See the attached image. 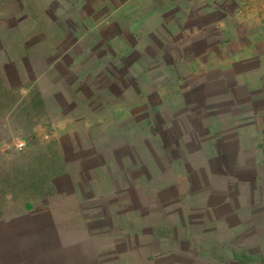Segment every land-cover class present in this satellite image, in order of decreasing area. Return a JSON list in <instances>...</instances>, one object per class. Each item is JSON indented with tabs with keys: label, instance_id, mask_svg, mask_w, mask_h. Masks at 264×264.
Instances as JSON below:
<instances>
[{
	"label": "rangeland",
	"instance_id": "1",
	"mask_svg": "<svg viewBox=\"0 0 264 264\" xmlns=\"http://www.w3.org/2000/svg\"><path fill=\"white\" fill-rule=\"evenodd\" d=\"M258 80L264 0H0V264H264V130L219 108ZM201 110L180 129L208 164L170 170Z\"/></svg>",
	"mask_w": 264,
	"mask_h": 264
},
{
	"label": "trees",
	"instance_id": "2",
	"mask_svg": "<svg viewBox=\"0 0 264 264\" xmlns=\"http://www.w3.org/2000/svg\"><path fill=\"white\" fill-rule=\"evenodd\" d=\"M158 55V54H157ZM264 83V80H258L256 82V87L262 86ZM244 90L242 87L239 85L235 87V89L232 91V93H222L221 95L223 98H221V101H219V108H226L227 111L232 109V116L234 117L233 113L235 111L239 112H244L247 113V115H250L251 117H256L257 118V124H258V129L259 130H264L263 126L260 122V110L255 111L254 109H251L252 107L255 106V104H261L264 102V93L259 94L252 102L249 101V99H244ZM260 112V113H259ZM205 113L204 111L201 110V112H197L196 115H189L185 117L184 119H181L177 122L173 123V128L174 132L168 134L172 138V148L171 151L168 152V158L172 160V164L168 163V165H172V168L168 167L170 170H173V165L174 169H179V167H186V165H190L192 167V171L195 172V170H198L202 168L203 166L207 165L208 162L206 159H200L198 157L191 156L192 151L190 150V145L194 144V137L186 136L187 133L184 131V129H180V127L186 126V124H190L194 129H198L199 131H202V126L199 124L206 119L205 118ZM218 113V112H217ZM221 113V110L219 111ZM230 117L229 119H231ZM204 127V126H203ZM180 129V130H176ZM147 137H149V134L147 132H143L141 135L138 137H134L131 139H125V142H128L130 151L129 154H132L136 161L135 165L138 167H141L143 171H141L142 177H149V173L144 172L147 168H151V166H155L157 173L153 175L155 178L158 179L160 175L163 174L162 171H165V167L161 166V163L159 161H164L165 158L162 157L159 151V143H154L153 138H150L147 140ZM193 138V139H192ZM114 152V151H113ZM112 155L113 156V161L119 162V159L121 155L117 156L116 153ZM130 155L129 158L131 159L133 156ZM205 160V162L203 161ZM164 163H166L164 161ZM174 171V170H173ZM176 174V173H175ZM262 177L264 176V159L259 158V161L254 163L250 169V171H247L244 176H258ZM228 208H226L223 213L226 215L228 213L227 211ZM65 236H66V231H65ZM91 242H89L86 245H83L85 247H88L89 249L87 251L89 252H95L97 251L96 246L94 247L93 244L95 243L89 239ZM78 244V241L76 240H71L69 243L68 242H63L62 245V250H67L70 246L76 247L75 245ZM93 247L95 249H93ZM77 250V248L75 249ZM66 254V253H65ZM64 255V254H63ZM61 260V259H60ZM82 262V261H81ZM85 264V263H82Z\"/></svg>",
	"mask_w": 264,
	"mask_h": 264
},
{
	"label": "built area",
	"instance_id": "3",
	"mask_svg": "<svg viewBox=\"0 0 264 264\" xmlns=\"http://www.w3.org/2000/svg\"><path fill=\"white\" fill-rule=\"evenodd\" d=\"M23 145V144H22Z\"/></svg>",
	"mask_w": 264,
	"mask_h": 264
}]
</instances>
